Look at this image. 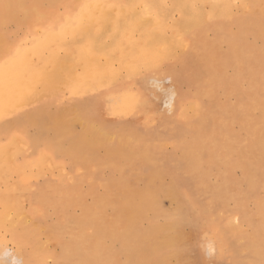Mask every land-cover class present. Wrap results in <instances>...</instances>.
Here are the masks:
<instances>
[{
  "label": "bare ground",
  "instance_id": "6f19581e",
  "mask_svg": "<svg viewBox=\"0 0 264 264\" xmlns=\"http://www.w3.org/2000/svg\"><path fill=\"white\" fill-rule=\"evenodd\" d=\"M12 6V0H0V29ZM85 6L81 23L73 26L72 9ZM66 8L68 21L61 13L39 15L50 32L64 27L69 34L50 36L47 53L36 54L27 66L30 78L21 82L26 89L39 87L42 96L60 94L28 108L10 110L8 93L1 92L8 82V41L0 32V138L8 140V153L0 155V175L8 170V199L0 198L8 207H1L0 229L8 230L14 246L7 247L1 236L0 264L209 263L233 255L231 236L246 247V264H264V0H68ZM64 47L75 50L73 72L67 71L70 64L66 70L57 65ZM74 72L79 78L69 79ZM110 77L120 78L118 85L111 86ZM218 86L234 101L218 103ZM80 96L86 99L73 110L61 105ZM179 116L192 119L193 132L176 148L211 194L207 207L196 203L177 176L170 185L160 182L169 162L161 168L154 146L144 144L148 135L137 128L140 121L167 126ZM142 161L155 163L156 173L143 172ZM105 169L118 171V178L104 177ZM27 171L56 172L70 181L67 220L52 225L65 235L63 242L51 235L60 247L57 258L48 252L38 223L12 214L22 211L15 202L23 194L21 181L30 184ZM16 172L20 182H14ZM83 182L87 187L79 190ZM163 196L172 201L173 215L162 209ZM32 202L30 211L39 214L45 200ZM246 215L249 229L239 221Z\"/></svg>",
  "mask_w": 264,
  "mask_h": 264
},
{
  "label": "rangeland",
  "instance_id": "374dc122",
  "mask_svg": "<svg viewBox=\"0 0 264 264\" xmlns=\"http://www.w3.org/2000/svg\"><path fill=\"white\" fill-rule=\"evenodd\" d=\"M12 4H13V6L10 9H8V19H10V20L8 21V24L3 23L1 26V29H0L1 33L6 34L7 41H8V82L5 85V89H3L1 92H3L5 90L8 93V108L10 110L15 111L18 108H23V107L28 108L29 105H33L35 102L41 101L44 98L55 97L58 94H60V93H57V94H48V95L42 96L40 94H37L39 87H33L31 89H26V87H23L21 85V82L24 79L30 78L28 76V72L26 70H27L28 64L35 60L36 54L41 53L42 50H44V52L47 53L46 48L44 46L46 44V40L50 36L52 38L58 37L61 39L63 36L69 34V31H68L69 28H64V27H62L59 31H51L50 32L51 28L44 27V22H46L44 20L51 18L52 16L56 15V13L59 15L61 13L60 16L62 18H65V15L63 14V12L68 11L70 9L66 8L68 5V0H51V2H47V0H32L30 2H27L26 0H12ZM85 10H86V6H85V8H81L78 10L72 9V11H71L72 18H75L73 26H76L75 23H77V24L81 23V17L79 16V14H81V12H84ZM41 14L46 15L47 19H43V20L40 19L39 15H41ZM49 32H50V35L48 36ZM252 40H253V38L251 36H248V41H252ZM59 49H58L59 52L57 50H55L58 52V53L57 52L56 53L57 54L60 53V55L61 56L63 55V56L60 58V55L56 54L57 56L53 55V58L54 57L55 58L54 59L52 58V59L57 61L56 57L60 58L57 61V65L59 66L60 69L62 68V70H64V69L66 70L70 66V68L67 71H72V72H73V70L75 71V69H74L75 50H73V48L69 49V48H65V47H64V49H61V48H59ZM70 50H73V51H70ZM65 51H70L74 54L69 53V52L67 53ZM65 57L67 58V61H66L67 63H65V61H64ZM68 59H69V61H68ZM60 61H62V62L60 63ZM68 64H70V65L68 66ZM76 65H77V67H76L77 71H79L80 68H79L78 60H76ZM0 76H1V72H0ZM76 78H79V77H78L77 73L74 72V74H72L69 79H76ZM109 79H110V85L111 86L118 85V83L120 81V78H116V77H110ZM59 88L64 89V87L61 85L58 87V90H59ZM182 88H183V90H186L187 85H185V86L183 85ZM222 90L223 89L218 86L217 91H216L217 97L220 96L218 99V101H219L218 103H223V101H227L229 103L233 102L234 97L233 96L232 97L230 96L227 98L224 97L225 95H224V93L221 92ZM64 95L67 96V94H64ZM188 95H189V93H188ZM30 97H34V98L29 99ZM70 98H68V97L65 98L63 103L61 104V105L68 106V107H65L64 109H72L73 110V109H75V107H72V105H76V107H77L79 102L84 101L86 99L85 96L77 97V101L71 100ZM220 98H221V100H220ZM204 102H205V104L208 105L209 102H211V101L205 100ZM56 107L57 106L54 103L49 104L50 110H54ZM8 116L11 117V115H8ZM180 117L181 116L173 118V120L170 121V124H169V125H171L170 127H167L169 125L162 126L161 124L156 123V122H152V121L151 122L150 121L149 122L148 121H144V122L138 121L139 123H137V126H138L137 128L140 127L141 130L140 129L139 130L148 135V136H146L147 140L144 142V144L149 145L151 147L154 146L153 149H155L154 150L155 156L158 155L156 157L157 158L156 160H159L160 161L159 163H161V164H159V163H157V164H159L161 166V168H163V166L164 165L166 166L167 163L169 162L168 163L169 167L166 166L167 167L166 168L164 166L165 168L163 169L164 172H162V175L160 176V182L163 185H170L172 181H170L169 179L172 180L174 177L176 178V176H177L176 179H178L181 182V184L183 185L184 189L187 190L192 195V197L195 199L196 203L201 207H207L208 206L207 204L211 202V198H212L211 194H207L205 192V190L198 183V180L194 176H192V174L189 172V170H187L188 169L187 168L188 167L187 161H185L186 159L183 157V155H181L182 153H179L180 149L178 150V148H176L177 143H185L186 140L188 139V137H190V135H191L190 133L193 132V130L191 128L193 126L192 125V119L188 120V118L186 119V118H183V117L180 118ZM175 119L178 121H180V120L181 121L178 122ZM185 120L187 121V123H185ZM183 122L185 123L184 126H183ZM188 124H190V125H188ZM75 127L77 129H79L80 125L77 123L75 125ZM184 127L186 128L185 131H184ZM179 128L182 130L179 131L180 130ZM166 129L169 132L171 129H173V132L171 130L170 133H167V132H165ZM159 132L162 134H160ZM185 132H186V134H185ZM149 133H151V134L149 135ZM179 134H181V135H179ZM173 135L177 136L178 138L174 137ZM162 138H165V139H162ZM150 139L155 140V142L153 143L152 140H150ZM171 139H172V141H171ZM162 141H166V142H162ZM167 142L170 144V147H168L169 144ZM157 143H159V144L163 143V145L166 148L162 144H160L162 146L161 147ZM165 144H167V145H165ZM168 151L169 152L171 151V152L166 153ZM160 152H161V154H160ZM172 152H175L173 156H171L173 154ZM5 153H8V140H4V139L0 138V155L2 156ZM99 153L102 154V150H99ZM162 153H165L166 155L164 154L165 155L164 156ZM179 154H180V156L178 157ZM161 156H163V157L160 160L159 158H161ZM17 157H19L18 159H21V155L20 156L18 155ZM173 157H175L174 159L177 160L176 166L174 165V164H176V162L174 163V161H176V160H174ZM181 157H183V158H181ZM166 159H167V161H166ZM164 161L167 163H165ZM163 162H164V165L162 166ZM179 162H180V164L178 165ZM146 164H148V163H146L145 161L144 162L142 161V163L140 165L143 172L145 171L146 174H155L156 173V171H154L155 169L154 170L151 169V167H153V168L156 167L154 165L155 163L154 164L149 163L150 165L149 164L146 165ZM173 165H174V168H173ZM186 165H187V167H186ZM170 166H172L171 169H170ZM183 166H185V167H183ZM148 167H149V170H148ZM167 169L169 170V172ZM66 170H68V169L66 168ZM185 170H187V171H185ZM0 171L3 172V168H1ZM5 171H6L5 174H3L4 178L0 179V198L3 196L2 194H5L7 196V199H8V170L5 169ZM165 171H167V172L165 173ZM170 171H172V173L176 172V175L172 176L171 175L172 173ZM2 172H0V173H2ZM109 173L112 174L113 178H114V176L116 177L119 175L118 171H115L113 173V171L111 172L108 169H105V173H102V175L104 177H106L108 175L110 176ZM167 173H168V176H166ZM186 173L188 176L186 175ZM26 174L28 175L29 180H30L29 185L25 184L23 181H21L22 180V174L20 172H16V173L12 174L14 182H20V181L22 182L21 190L23 192L22 196L18 197L16 202H15L16 205L20 206L22 211L21 212H19V211L14 212L13 211L12 214L14 216L24 215L25 217H28L29 222L38 223L42 228L43 239L46 241L49 240L48 243L45 241L47 248L50 250L48 252L50 253V255L52 257L57 258L59 255L60 247L59 248L54 247L53 241L51 240V235L55 232L54 235L57 236L56 238H58L60 242H63V238L65 237V235L60 234L59 231L56 232L57 230L53 231L52 225L56 228L57 224L60 223L62 225L63 224L62 222H65L67 220V211H68L67 208L71 207L70 204H72V203H70V202L72 201V197H73L72 195H69L66 193V191L68 189V188H66V185H70V181H68L67 179H64V181L61 180L62 179L61 174L57 173V175H55L56 172H46L44 174L45 176H40V175L35 174V172H29V171H27ZM3 175L1 174L0 176L2 177ZM182 176H184V177H182ZM235 176L240 177L239 170H235ZM48 177H51L52 180L49 182V184H44L46 179H48ZM180 177H182V178H180ZM116 178H118V177H116ZM184 178L187 180V182H185L183 180ZM189 179H190V181H189ZM11 180L12 179H10V181ZM163 180H164V182H163ZM213 180H214V177H211L210 182L211 181L214 182ZM35 185H36V187H39L40 190H42V191L34 190L33 188ZM61 187H64V188L61 190ZM86 187H87V184L85 182H83L80 184L79 190H84V189H86ZM101 187L102 186H100L98 189L101 190ZM195 192L198 194H196ZM36 197L45 200V205L40 206L42 208V211H40L39 214L36 212L30 211L32 206H34V202H32V201H34V199ZM88 199H89V197H87V200ZM6 201H5V203H6ZM161 201H163V202L161 203ZM249 201H248V205L250 207H252V200H249ZM5 203L2 204L0 202V211H1V207H4V206L8 207V202L6 204ZM160 205L162 206V209L168 215H173L172 212L174 210V205H173L172 201H170L169 197H167V196L161 197ZM169 206H170V208H169ZM215 208L218 209L217 205ZM169 209H171V210H169ZM37 211H39V210H37ZM7 212H8V208H7ZM41 212H42V214H41ZM74 212L76 215H78L80 213V210L77 207H74ZM214 216H216V214ZM1 217H2V215L0 214V218ZM166 221H168V219ZM239 221L241 222V224H243L242 226L244 229L250 228L249 216L246 215L244 218H241V216H240ZM185 229L187 230L188 227H186ZM2 235L5 238V241L7 243L6 244L7 247H8V245H9V247H11V246L14 247L13 245H11L12 243L10 241H8L9 237H8V230L7 229L6 230H4L3 228L0 229V239H1ZM58 235H60V236L58 237ZM232 238H234V237L231 236V238H229V241H231L232 246H233L232 247L233 248V255H230L231 253H228L226 256L224 255L218 259L216 258L209 263L202 261V260H198L197 264H203V262L205 264H210V263L211 264H214V263H217V264H219V263L220 264H246L249 260V255H248L249 253L247 252L246 247L244 245H241L237 239H232ZM194 253L197 254L196 249H194Z\"/></svg>",
  "mask_w": 264,
  "mask_h": 264
},
{
  "label": "crops",
  "instance_id": "0c3cea01",
  "mask_svg": "<svg viewBox=\"0 0 264 264\" xmlns=\"http://www.w3.org/2000/svg\"><path fill=\"white\" fill-rule=\"evenodd\" d=\"M7 116H8V115H7ZM5 117H6V116H5ZM0 118H4V117H1V116H0Z\"/></svg>",
  "mask_w": 264,
  "mask_h": 264
}]
</instances>
